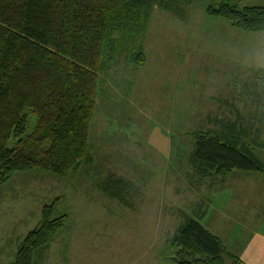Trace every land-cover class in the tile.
I'll return each mask as SVG.
<instances>
[{"label": "rangeland", "instance_id": "374dc122", "mask_svg": "<svg viewBox=\"0 0 264 264\" xmlns=\"http://www.w3.org/2000/svg\"><path fill=\"white\" fill-rule=\"evenodd\" d=\"M209 1L155 5L142 37L121 43L128 53L103 75L108 98L99 100L89 130L90 164L64 176L33 168L0 184V264L14 260L16 241L55 198L54 216L67 218L39 264H171L163 259L172 253L168 241L202 195L211 212L226 196L238 203L220 179L211 188L189 186L197 178L191 132L215 127L212 117L234 119L237 110L248 120L255 87L264 89V31L206 14ZM250 5L264 0L240 8ZM138 41L142 67L128 60ZM111 175L125 180L129 198L104 192Z\"/></svg>", "mask_w": 264, "mask_h": 264}, {"label": "trees", "instance_id": "16d2710c", "mask_svg": "<svg viewBox=\"0 0 264 264\" xmlns=\"http://www.w3.org/2000/svg\"><path fill=\"white\" fill-rule=\"evenodd\" d=\"M177 1L0 0V184L16 172L38 168L64 176L83 161H93L89 130L99 100L108 98L103 75L118 64L116 57L128 53L120 49L123 41L142 37L153 7L171 8L169 2ZM243 1L210 0L205 12L225 18L239 30L264 31V6L241 9ZM136 44L128 60L142 67L144 46ZM259 91L258 84L254 101L261 103L264 89ZM211 121L215 127L191 132L197 176L191 188L200 184L211 188L210 178L226 177L233 170L264 172V159L249 139V125L217 116ZM126 185L111 175L102 187L124 201L131 196ZM201 197L193 214L169 239L172 253L163 259L171 264H227V260L245 264L218 234L192 216L206 208L208 196ZM59 200L43 205L40 221L17 241L10 264L42 261L65 226L67 214L54 216Z\"/></svg>", "mask_w": 264, "mask_h": 264}, {"label": "crops", "instance_id": "0c3cea01", "mask_svg": "<svg viewBox=\"0 0 264 264\" xmlns=\"http://www.w3.org/2000/svg\"><path fill=\"white\" fill-rule=\"evenodd\" d=\"M251 104L256 105V108L250 110L248 120H245V116L238 110L233 111L234 120L251 127V145L258 156L264 159V109L260 108L261 103L258 101ZM215 179L222 181L219 185L223 188L231 190L224 191L225 195L232 192L233 196L240 197L238 203H233L226 196L215 212L204 208L192 216L200 219L214 233L219 232L216 234L223 240L222 236H225L227 241L224 242L229 251L236 254L245 264H264V172L233 170L226 177L210 178L212 186H218V183L214 182Z\"/></svg>", "mask_w": 264, "mask_h": 264}]
</instances>
